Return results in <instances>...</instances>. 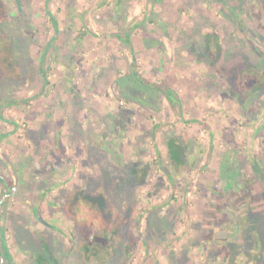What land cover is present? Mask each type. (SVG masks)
Returning <instances> with one entry per match:
<instances>
[{"label": "rangeland", "instance_id": "obj_1", "mask_svg": "<svg viewBox=\"0 0 264 264\" xmlns=\"http://www.w3.org/2000/svg\"><path fill=\"white\" fill-rule=\"evenodd\" d=\"M115 4L116 39L111 28L96 25L86 37L90 18L98 20V10L114 11ZM161 36L167 37L171 54L197 49L199 55L192 56L199 66L184 72L150 70L146 41ZM132 40L142 50L136 72L156 86L133 82L139 94L134 99L145 106L144 96L158 109L166 105L168 141L175 135L184 142V132L193 134L185 163L194 165L185 173L178 161L168 171L156 148L153 175L165 179L161 192L149 198L146 189L139 199L121 198L115 146L113 154L105 153L102 181L93 177L81 184L79 197L69 191L80 185L78 162L73 176L78 181L68 186L62 175L48 177L61 161L54 158L50 138L63 141L71 123L69 97L82 94L111 54L132 62ZM243 67L264 74V0H0V248L6 242L12 257L9 262L0 256V264L248 261L240 248L243 240L256 232L264 238V85L255 88L260 77L252 71H244L236 82L235 72ZM92 82L87 90L94 92L92 99L102 100ZM167 85L197 102V129L191 119L178 117V103L167 101L163 93L172 94L165 92ZM120 95L108 93L107 107L116 102L129 107L132 102ZM164 118L151 116L159 126ZM100 130L95 126V134ZM169 148L172 158L180 160L176 139ZM182 174L173 186L171 179ZM225 178L239 184L229 190ZM179 201L184 212L160 220ZM151 207L158 208L153 213L158 227L145 215ZM96 243L105 248H92Z\"/></svg>", "mask_w": 264, "mask_h": 264}, {"label": "crops", "instance_id": "obj_2", "mask_svg": "<svg viewBox=\"0 0 264 264\" xmlns=\"http://www.w3.org/2000/svg\"><path fill=\"white\" fill-rule=\"evenodd\" d=\"M167 3L165 4L164 2V6H171ZM98 13H102L100 14L101 16L98 17V20L90 18V25H88V31H90V33H87L86 37L94 34V26L96 25L99 27L108 26L111 28V34L116 39V4L114 11L103 12V9H100L98 10ZM53 20L56 22L55 17ZM172 22L175 21L172 20ZM108 32L109 31L107 30L106 33ZM118 37L121 38L122 36L118 35ZM130 37L131 35L128 36V39ZM103 38L105 39L107 37L103 36ZM166 38L167 37L163 38L161 36V38H156L158 40L152 38L149 43L148 40L146 41L148 44V46H145V52L148 56L146 66H148L150 70L155 71L159 69L164 72L166 69L169 70L170 68L174 71L184 72L185 70H190L195 68V66H199L197 61L199 59L194 58V55L192 56V54H195L196 57L199 55L197 49L193 47L188 49V51L182 49V52H180L181 54H179L176 50L174 51V54H171ZM130 46L133 50L132 62H127V60L120 61L118 58L116 60V53L115 55L111 54L112 56L109 57V60L104 63L102 72L96 74V77L95 75L93 76L94 83L89 81V85L87 84L89 87L92 86L91 82L94 84L93 89H96L97 95H102V100L92 99L94 97L92 96L94 92H92L93 94L89 93L87 85L82 87L83 92L81 95H83V97L77 91L76 92L78 94L75 92L74 94H71V97H69V101L72 105H70V108L72 107V113H70L71 123L65 129L63 141L60 142L57 139V136L55 139L50 138V141H52L51 147L55 152L54 158L56 160L60 159L61 161L60 163L55 164L56 167L53 165L56 169L54 170L53 168L48 177L51 179L52 175H56L57 177L62 175L64 176L66 186H68L69 182L73 183L75 181V179L73 181V176L76 175V166H78V162L82 167V170L79 171L80 185L77 186L76 189L74 188L69 191L70 193H80L79 197H83L81 194H83L84 191V187L81 184L89 181L92 182L91 178L93 177L95 178V181H98V183L102 181H99V178L102 175V171L100 169L105 167V165H103V159L106 154L109 156L114 153L115 146L116 183L120 184L118 193L121 194V192H123L122 195H120L121 198L126 197L139 199L142 197L144 190L146 189L148 192L145 194L147 195L146 197L149 198H153V196H157L161 192V183L165 182V179H163L162 176L157 178L153 175L154 163L152 162V151L156 148L158 149L160 155V165L168 171L172 170L173 166L178 164V161H183L181 166L183 167L182 172L185 173L186 171L184 170H188L192 165H194V161L191 165H189V167L188 164L185 163L186 150L190 144L195 141L193 134H191V132H184V135H186V141L184 142H180L175 135L169 137L171 139L168 141L167 136L172 134V132L169 131V127H166L168 125L165 126L164 123L168 119V117L164 118V113H167L168 111L166 105H162L164 108L160 107V109H158L152 103H148V100L146 103V101H144L146 100L144 96H142L141 99L145 104H147L145 106L134 99L137 98L139 94L136 92L137 88L132 86L133 82L140 80L143 84H145V86L146 84L152 88H155L156 86L154 85V81L150 80V82L147 83L146 80H144L145 78L143 79L136 72L138 61L137 57L139 54H142V50L135 49L136 44L133 40ZM158 56L160 57L158 58L159 64L158 59L156 60V57ZM169 65H171L172 68ZM66 66L69 67L70 64L66 62ZM185 66L186 69L184 68ZM60 67L65 70L63 68V63L60 64ZM164 89L166 90V93H172L171 99L168 94L166 95L163 93L167 101L169 103L171 102V105L174 103H178L180 105L182 111L178 114V117L181 119H191L193 122H191V124H193V126L197 129V115L199 114V108L196 106L197 102L189 96H186L188 94L185 95L184 90H177V94H175V91L173 90L174 88L170 85H167ZM113 91H116L117 94L120 93V96L127 99L129 103L132 102L131 105L133 106L130 105L129 107L121 108L118 106V102H116V107H107V95ZM153 101H158V98ZM162 103L163 102L160 101V104ZM50 113L49 117L51 115ZM168 115L170 116V113H168ZM151 116L164 118L162 119L163 124L159 126V124L153 123ZM85 121L87 122L86 124L90 125L85 126ZM98 125H100L101 130L97 135L95 134L94 128ZM57 133H59L58 130L57 132H54V135H57ZM179 135L180 134L178 133V136ZM172 139H176L179 148L182 151L180 153L182 155L180 160H174L172 158L171 150L169 148V142L170 140L172 141ZM157 165L159 166V164ZM190 169H192V167ZM183 174L181 175L182 177H175V180L171 179L173 186L177 184V180L178 182L182 181L181 179L185 177ZM42 176L47 177L44 174ZM47 180L48 178L44 179L42 177L39 179V181L43 182ZM76 181L78 180L76 179ZM224 181L227 182V188H229V190L237 187V183L239 184V181L234 183L233 180L228 181L227 178H225ZM124 182L126 183L124 184ZM126 184H130L127 192H125L127 189ZM101 190L102 193H105L104 188H101ZM124 193H127L128 195L125 196ZM178 203L179 204L174 208V210L167 213V216L165 215L161 217L160 220H171V218L174 219L175 216L177 217L183 210L181 201ZM157 209V207H151L149 213H145L148 221L151 219V223H153L155 227H158V222L155 220L154 215L156 214L153 215V213H155L154 211H157ZM136 213L137 212H135L134 215L135 220L138 218V214ZM163 259L164 258H162V260Z\"/></svg>", "mask_w": 264, "mask_h": 264}, {"label": "flooded vegetation", "instance_id": "obj_3", "mask_svg": "<svg viewBox=\"0 0 264 264\" xmlns=\"http://www.w3.org/2000/svg\"><path fill=\"white\" fill-rule=\"evenodd\" d=\"M18 4V0H15ZM244 71H252L256 72V74L260 77L259 82L256 84L255 88H258L260 86L264 85V74L258 70L255 69H249V68H241L240 70L235 72L234 80H237L241 77ZM246 95L243 94V97ZM264 238L260 236L259 232H256L253 235H250L249 238L246 240H243V242L240 245V248L242 249L243 255L245 257H249V260L246 261L245 258H243V264H264V250H263V243ZM3 245V244H2ZM246 250V251H245Z\"/></svg>", "mask_w": 264, "mask_h": 264}, {"label": "trees", "instance_id": "obj_4", "mask_svg": "<svg viewBox=\"0 0 264 264\" xmlns=\"http://www.w3.org/2000/svg\"><path fill=\"white\" fill-rule=\"evenodd\" d=\"M170 97V99H171V97H172V95H170L169 96ZM173 154H174V152H173ZM177 160V159H176ZM100 217H101V214H100ZM98 220L100 221V222H103V220L101 221V218L99 219L98 218ZM100 243H96V244H94L93 246H91L92 248H94V249H99V247H103V248H105V245L104 244H100ZM132 251V243L130 244V246H129V252H131ZM95 254V253H94ZM93 254V255H94ZM0 256H2L3 258H6L9 262H11L12 261V257H11V255H10V253H9V249H8V247H7V244H6V242H4L3 243V245H1V248H0Z\"/></svg>", "mask_w": 264, "mask_h": 264}]
</instances>
